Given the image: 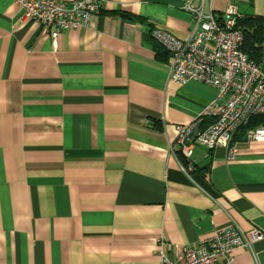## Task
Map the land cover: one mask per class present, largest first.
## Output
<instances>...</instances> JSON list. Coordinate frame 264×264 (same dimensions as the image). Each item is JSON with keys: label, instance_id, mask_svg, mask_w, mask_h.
<instances>
[{"label": "crops", "instance_id": "1", "mask_svg": "<svg viewBox=\"0 0 264 264\" xmlns=\"http://www.w3.org/2000/svg\"><path fill=\"white\" fill-rule=\"evenodd\" d=\"M20 1L0 0V264H160L231 225L264 234V146H195L192 172L177 155L217 91L172 82L152 31L186 39L202 0H105L57 48ZM229 3L264 17L205 10ZM234 264H264V239Z\"/></svg>", "mask_w": 264, "mask_h": 264}, {"label": "built area", "instance_id": "2", "mask_svg": "<svg viewBox=\"0 0 264 264\" xmlns=\"http://www.w3.org/2000/svg\"><path fill=\"white\" fill-rule=\"evenodd\" d=\"M105 0H74L70 5L56 0H21L27 22L40 25L57 48L62 33L88 25L102 11ZM206 0L195 6L186 3L183 11L192 21L186 39H178L159 29L152 31L156 43L171 58L170 80L211 87L217 96L206 111L213 119L193 139L196 123L176 126L177 155L185 161L187 172L194 170L191 157L195 146L209 151L227 148L233 138L252 119L264 116V67L250 61L243 51L245 35L237 28L244 15L239 6L229 3L221 13L206 12ZM246 143L264 146V126L246 130ZM234 151L230 152L233 158ZM264 239L253 230L246 234L237 225L220 230L195 246L184 247L169 256L161 254L160 264H234L239 251Z\"/></svg>", "mask_w": 264, "mask_h": 264}, {"label": "trees", "instance_id": "3", "mask_svg": "<svg viewBox=\"0 0 264 264\" xmlns=\"http://www.w3.org/2000/svg\"><path fill=\"white\" fill-rule=\"evenodd\" d=\"M237 28L245 35L246 41L243 51L250 61L262 66L264 60V17L244 15L237 23ZM157 56L161 60H166L168 54L160 47ZM264 126V116L256 117L250 124L240 131L241 136H245L246 130Z\"/></svg>", "mask_w": 264, "mask_h": 264}, {"label": "water", "instance_id": "4", "mask_svg": "<svg viewBox=\"0 0 264 264\" xmlns=\"http://www.w3.org/2000/svg\"><path fill=\"white\" fill-rule=\"evenodd\" d=\"M199 130H200V126L197 125L195 130H194L193 139H195V137H196L197 133L199 132Z\"/></svg>", "mask_w": 264, "mask_h": 264}]
</instances>
